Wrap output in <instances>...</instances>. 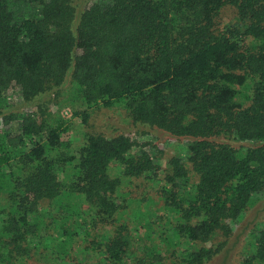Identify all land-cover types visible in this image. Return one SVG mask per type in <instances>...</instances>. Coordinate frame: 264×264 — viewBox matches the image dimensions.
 <instances>
[{"label":"trees","instance_id":"obj_1","mask_svg":"<svg viewBox=\"0 0 264 264\" xmlns=\"http://www.w3.org/2000/svg\"><path fill=\"white\" fill-rule=\"evenodd\" d=\"M263 199L264 0H0V264H208Z\"/></svg>","mask_w":264,"mask_h":264},{"label":"rangeland","instance_id":"obj_2","mask_svg":"<svg viewBox=\"0 0 264 264\" xmlns=\"http://www.w3.org/2000/svg\"><path fill=\"white\" fill-rule=\"evenodd\" d=\"M224 18L232 20V11H227L223 15ZM10 103H13V106L16 108H20L21 99L19 97L18 92L12 91L10 94ZM94 126H99L101 123L106 124V130L111 131L115 130L116 132H123L125 127L122 125L121 118L117 114H113V112H103L101 114H96L93 117ZM11 131L14 132V126H11ZM6 129H10V127H6ZM144 128L134 127L131 129L129 135L138 139L141 143L153 141L152 143H157L158 146L163 147L167 150L168 154L171 155L173 153V146H167L169 139H161V136H157L152 131H148L146 134L143 133ZM149 130V129H148ZM10 131V130H9ZM127 132V131H125ZM113 133V132H111ZM175 145V144H174ZM264 200V199H263ZM262 201V200H261ZM264 224V201L259 202L255 205L250 211L245 214V217L240 221L237 225L234 235L226 240V244L224 249L208 264H239L240 259L246 256L245 249L248 245L249 234L253 232L258 227ZM221 240H217L220 242Z\"/></svg>","mask_w":264,"mask_h":264}]
</instances>
